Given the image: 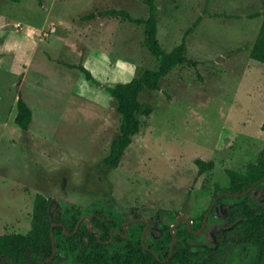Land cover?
Returning <instances> with one entry per match:
<instances>
[{
  "label": "rangeland",
  "instance_id": "1",
  "mask_svg": "<svg viewBox=\"0 0 264 264\" xmlns=\"http://www.w3.org/2000/svg\"><path fill=\"white\" fill-rule=\"evenodd\" d=\"M157 36L166 50L184 31L187 55L196 67L181 65L145 89L141 99L154 105L148 125L133 136L121 163L104 162L119 134L117 102L101 82L126 81L159 58L143 43V27L119 17H79L118 7L144 16L143 0H0V233H26L36 193L81 215L108 203L123 221L144 217L147 244L163 225L181 214L200 215L216 190L229 186L226 169L240 172L264 148V63L250 50L264 0H155ZM68 63H83L84 73ZM21 95L33 111L28 131L14 121ZM196 158L214 167L197 174ZM263 200L264 182L251 189ZM218 203L202 233L205 241L229 231ZM211 215V216H210ZM100 218H109L103 213ZM86 219V218H83ZM135 225V224H134ZM135 228L137 226L135 225Z\"/></svg>",
  "mask_w": 264,
  "mask_h": 264
},
{
  "label": "trees",
  "instance_id": "2",
  "mask_svg": "<svg viewBox=\"0 0 264 264\" xmlns=\"http://www.w3.org/2000/svg\"><path fill=\"white\" fill-rule=\"evenodd\" d=\"M37 1L42 3V0ZM143 2L147 6L144 16H134L126 8L109 7L91 10L79 17L80 21L89 22L97 17L113 16L142 25L144 45L152 55L159 58L156 69L145 67L126 81L100 83L116 100L120 115L119 134L111 141L109 152L104 157V162L113 167L121 163L133 136L148 125L154 110L151 102L141 99V93L145 89H158L161 79L174 68L181 65L196 67L199 62L187 55V36L195 29L201 16L184 31L179 44L166 50L157 36L158 5L155 0ZM248 15L262 16L250 56L264 63V9ZM68 65L81 70L86 79H93L92 71L83 63ZM32 116V108L19 95L14 121L23 131H28ZM262 127L264 128V124ZM195 162L199 175L213 168L215 164L213 160L202 158H196ZM226 173L229 186L216 185L214 196L225 191L242 192L256 181L257 185L261 184L264 182V148L254 162L246 165L243 172L228 168ZM225 198L230 200L225 216L230 222L231 235L225 230L223 237L205 241L202 239L203 232L195 233L201 228L208 207L200 215L188 220L181 219L178 224L174 218L173 230L177 240L170 250L174 233L169 225H163L154 241L151 244L146 243V247L141 241L145 221L131 222L124 227V221L113 211L110 204L93 203L88 207L93 213L91 224L88 225L87 219L79 221L82 215L76 206L62 208L55 202V212H52V199L38 192L33 201L30 229L26 233H0V264H40L48 258L53 251L52 223H55V253L44 264H264V196L263 200L254 201L250 192L237 196L222 195L217 198L211 212ZM102 213L109 218H100ZM134 217L136 216L132 218ZM189 220H192L191 223ZM90 227L98 229L99 232L91 230Z\"/></svg>",
  "mask_w": 264,
  "mask_h": 264
},
{
  "label": "water",
  "instance_id": "3",
  "mask_svg": "<svg viewBox=\"0 0 264 264\" xmlns=\"http://www.w3.org/2000/svg\"><path fill=\"white\" fill-rule=\"evenodd\" d=\"M256 184H257V181L254 182V183H253L250 187H248L247 189L243 190L242 192H231V191H225V192H220V193H218L217 195H215L214 198H213V200H212V202H211V204H210V206H209V208H208V210H207L206 213L204 214L203 222H202V226H201V228H200L199 230L195 231V233H201V232L204 231V229H205V227H206V224H207V220H208L209 213L211 212V210H212V208H213V206H214V204H215L217 198H219V197L222 196V195H234V196H237V195H244V194L248 193L249 191H251V189H253L254 186H256ZM52 200H53V198H52ZM83 218H86V219L88 220V222H87L88 225L91 224V216H89V215H83V216H81V218L79 219V221L82 220ZM181 219L188 220V217H187V215H185V214H181V213H180V214L177 216L176 224H178V223L180 222ZM135 221H146V224H145V226H144V228H143V231H142L141 241H142V243L147 247V244H146V242H145V235H146L147 227H148V225H149V220L146 219V218H144V217H135V218L129 219V220H127V221H124L123 226L126 227L127 223H131V222H135ZM191 221H192V220H189V223H191ZM54 225H55V223H52V224H51L52 248H53L52 254H51L48 258H46L45 260H43L40 264H44L46 261H49L50 259H52V258H53V255H54V253H55V239H54V237H53V227H54ZM174 226H175V223L172 224V225L170 226V228H171V230H172L173 233H174V230H173V227H174ZM188 228L190 229V227H188ZM90 229L93 230V231H98V232H99V230L96 229V228H92V227H90ZM117 230H118V229H117ZM173 236H174V238H173L172 243L170 244V250L172 249V244L177 240V236H176L175 233H174Z\"/></svg>",
  "mask_w": 264,
  "mask_h": 264
},
{
  "label": "flooded vegetation",
  "instance_id": "4",
  "mask_svg": "<svg viewBox=\"0 0 264 264\" xmlns=\"http://www.w3.org/2000/svg\"><path fill=\"white\" fill-rule=\"evenodd\" d=\"M137 217V216H136ZM135 218V217H134ZM130 219H132V218H130ZM129 220V219H128ZM125 221H127V220H125ZM136 222V221H135ZM146 222V221H145ZM124 223V222H123ZM128 224V223H127ZM127 226V225H126ZM150 226V222H149V225H148V227ZM148 227H147V229H148ZM146 233H147V231H146Z\"/></svg>",
  "mask_w": 264,
  "mask_h": 264
}]
</instances>
